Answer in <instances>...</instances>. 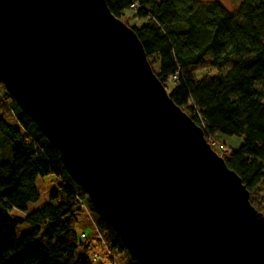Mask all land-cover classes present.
Here are the masks:
<instances>
[{"label": "water", "instance_id": "water-1", "mask_svg": "<svg viewBox=\"0 0 264 264\" xmlns=\"http://www.w3.org/2000/svg\"><path fill=\"white\" fill-rule=\"evenodd\" d=\"M0 82L144 264H264V216L105 0H0Z\"/></svg>", "mask_w": 264, "mask_h": 264}, {"label": "trees", "instance_id": "trees-1", "mask_svg": "<svg viewBox=\"0 0 264 264\" xmlns=\"http://www.w3.org/2000/svg\"><path fill=\"white\" fill-rule=\"evenodd\" d=\"M105 1L134 29L158 80L173 102L202 126L206 138L212 137L209 143L227 167L250 194L264 191V0H233L238 2L233 12L218 1ZM128 9L131 14L125 13ZM133 18L142 19L140 25ZM233 56L237 60L225 73L197 77L201 68L221 70ZM0 87V264H111L101 256L98 240L78 239L85 227L92 228L82 202L117 264H144L65 172L59 150L1 82ZM214 133L242 140L232 148ZM49 174L58 179L49 200L29 214L11 217V211L24 212L39 199L35 181ZM250 200L264 216V194ZM19 224L31 228L17 240Z\"/></svg>", "mask_w": 264, "mask_h": 264}, {"label": "rangeland", "instance_id": "rangeland-1", "mask_svg": "<svg viewBox=\"0 0 264 264\" xmlns=\"http://www.w3.org/2000/svg\"><path fill=\"white\" fill-rule=\"evenodd\" d=\"M199 1H203V2L204 1H218L229 12L235 11L237 6H238V2H235L233 0H199ZM131 10H133V9H131ZM131 10L128 9L125 13L131 14L132 13ZM122 19L124 20V16H122ZM131 21L133 24L140 25V23L142 22V19L139 20L137 18L136 19L133 18V19H131ZM206 59H211V55L207 54ZM235 60H237V57L233 56L232 58H230L229 61L221 68V70L201 68L197 72V77H202V76H206V75H215V74H219V73H225L226 71L229 70V67L233 64V62ZM256 87L260 89L259 84H257ZM1 89H2V87H0V90ZM263 100H264V96H263ZM6 119L9 122L12 121L10 117H7ZM210 138H212V137H210ZM214 138H216L220 142H222V141L225 142L226 145H228L232 148L233 147L237 148L240 145V142L242 140V138L240 136H237V135L229 136V135H226L223 133H221V134L220 133H214ZM57 182H58V179L53 174H49L48 176H39L38 179H36V181H35V186L37 189L39 199L35 202H29L26 205V211H24V212H21L19 210L11 211V217H16L18 215H26V214H29V212H32L36 209H39V206H41L42 204L46 203L49 200L50 191H51L52 187L54 186V184H56ZM263 194H264V191H257L253 194H250V196H252L254 198H259ZM30 228H31L30 225L19 224L15 230L17 240H19V238H21L24 234L28 233ZM76 228H77V231L80 232L81 224H78V226ZM97 249L100 251L101 247L98 246ZM79 252H80V250H79ZM94 263L96 264L97 262H94Z\"/></svg>", "mask_w": 264, "mask_h": 264}, {"label": "built area", "instance_id": "built-area-1", "mask_svg": "<svg viewBox=\"0 0 264 264\" xmlns=\"http://www.w3.org/2000/svg\"><path fill=\"white\" fill-rule=\"evenodd\" d=\"M208 142H212L213 144L212 138L208 137ZM80 206L84 209L86 216L90 219L92 228L85 227L84 230L79 233L78 239L80 240V242L83 243L86 242L88 239L98 240L99 244H101V247L103 249L101 252V256L106 260H110L111 264H117V260L115 259L116 254L113 253L105 244V241L102 238V234L100 233L95 221L91 219L92 216H90L89 211L87 210V206L84 205V202L80 203ZM98 254V252L94 253L93 258H96Z\"/></svg>", "mask_w": 264, "mask_h": 264}]
</instances>
